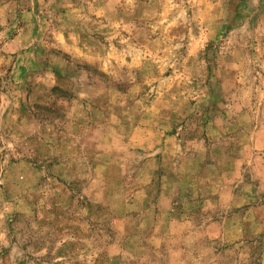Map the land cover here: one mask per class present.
Returning <instances> with one entry per match:
<instances>
[{
	"label": "rangeland",
	"instance_id": "rangeland-1",
	"mask_svg": "<svg viewBox=\"0 0 264 264\" xmlns=\"http://www.w3.org/2000/svg\"><path fill=\"white\" fill-rule=\"evenodd\" d=\"M0 264H264V0H0Z\"/></svg>",
	"mask_w": 264,
	"mask_h": 264
}]
</instances>
